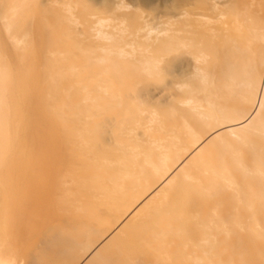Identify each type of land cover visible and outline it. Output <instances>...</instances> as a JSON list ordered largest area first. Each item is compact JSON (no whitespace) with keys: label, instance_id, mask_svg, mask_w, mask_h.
<instances>
[{"label":"bare ground","instance_id":"obj_1","mask_svg":"<svg viewBox=\"0 0 264 264\" xmlns=\"http://www.w3.org/2000/svg\"><path fill=\"white\" fill-rule=\"evenodd\" d=\"M0 264H264V0H0Z\"/></svg>","mask_w":264,"mask_h":264},{"label":"clouds","instance_id":"obj_2","mask_svg":"<svg viewBox=\"0 0 264 264\" xmlns=\"http://www.w3.org/2000/svg\"><path fill=\"white\" fill-rule=\"evenodd\" d=\"M165 81H166V79H164L162 82H159V83L153 81V84L161 85L162 86V85H164Z\"/></svg>","mask_w":264,"mask_h":264},{"label":"rangeland","instance_id":"obj_3","mask_svg":"<svg viewBox=\"0 0 264 264\" xmlns=\"http://www.w3.org/2000/svg\"><path fill=\"white\" fill-rule=\"evenodd\" d=\"M194 18H198V15H197V16H195ZM96 43H97V41H96Z\"/></svg>","mask_w":264,"mask_h":264}]
</instances>
